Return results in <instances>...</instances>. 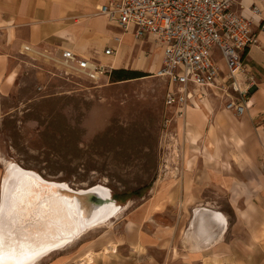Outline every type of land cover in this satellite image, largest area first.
I'll use <instances>...</instances> for the list:
<instances>
[{"label": "crops", "instance_id": "obj_1", "mask_svg": "<svg viewBox=\"0 0 264 264\" xmlns=\"http://www.w3.org/2000/svg\"><path fill=\"white\" fill-rule=\"evenodd\" d=\"M107 1L0 0V34L7 46L0 52V101L26 83L30 63L22 57L63 66V49L112 70L151 68L155 76L162 47L97 13ZM243 4V14L252 17L250 1ZM259 6L252 25L258 42L247 55L257 86L245 112L237 115L221 94L209 91L208 99L176 115L171 149L177 151L163 156L158 180L137 210L141 216L124 222L121 234L98 236L76 249V264H264V0ZM107 47L117 52L106 55ZM114 56L121 59L111 66ZM109 242L116 244L114 252L106 250ZM87 252L90 263L82 260Z\"/></svg>", "mask_w": 264, "mask_h": 264}, {"label": "rangeland", "instance_id": "obj_2", "mask_svg": "<svg viewBox=\"0 0 264 264\" xmlns=\"http://www.w3.org/2000/svg\"><path fill=\"white\" fill-rule=\"evenodd\" d=\"M22 58L30 63L26 83L0 101V157L74 189L102 184L126 206L112 227L90 230L37 263L76 264V249L98 236L121 234L141 216L137 210L176 136L175 122L164 126L167 82L153 76L151 68L139 79L114 80L108 72L91 80L39 57ZM4 168L0 158L1 175Z\"/></svg>", "mask_w": 264, "mask_h": 264}, {"label": "built area", "instance_id": "obj_3", "mask_svg": "<svg viewBox=\"0 0 264 264\" xmlns=\"http://www.w3.org/2000/svg\"><path fill=\"white\" fill-rule=\"evenodd\" d=\"M243 1L109 0L96 7L97 13L123 31L133 29L136 39L162 47V64L154 75L167 82L165 127L197 99H208L209 91L221 94L225 107L237 115L247 109L257 86L247 55L258 42L252 25L254 16L261 13V0H249L252 17L243 14ZM116 52L114 47L105 49L106 55ZM62 57L64 67L91 80L112 72V67L72 49H63Z\"/></svg>", "mask_w": 264, "mask_h": 264}, {"label": "bare ground", "instance_id": "obj_4", "mask_svg": "<svg viewBox=\"0 0 264 264\" xmlns=\"http://www.w3.org/2000/svg\"><path fill=\"white\" fill-rule=\"evenodd\" d=\"M119 59L121 58L114 56L110 62L111 66L115 65ZM98 62L103 64L101 61ZM171 151L174 154L177 150L173 147ZM0 158L5 162V168L0 178V206L3 207L6 214L11 212V215L5 220L4 225L6 236L4 264H17L15 259L9 258V245H11L12 249H15L19 245L20 248L27 251L30 257H38L24 260L23 264H37L52 252L62 250L68 244L80 239L90 230L103 226L112 227L113 219L126 209V206L119 205L114 200L110 189L102 184L89 188L74 189L65 182L48 180L40 173L24 168L13 160H7L4 157ZM27 176L36 180L40 179L41 183L45 180L53 181V183H58L59 187H61V192L54 193V196L50 198L46 193L44 198L45 204H41L40 208L36 207L37 209H34L37 214V218H34V221L31 218L30 220H26V217H29L27 214L24 215V210L27 207L25 206L23 209L17 203V201L21 202L24 199L22 193L18 195L19 191L15 190V187L19 181L27 183ZM86 191H95L108 200L102 206H95L93 204L84 206L83 203L79 202L76 193ZM14 193L16 194L15 196ZM198 224L200 223L198 222ZM200 233L203 234V232ZM194 234L192 233V235ZM186 241L192 242L191 235ZM109 244L106 250L114 252L117 249L116 244L112 242H109ZM192 247L195 248L198 245L194 247V243H192ZM91 260L92 257L90 255L84 258V262L86 263L91 262Z\"/></svg>", "mask_w": 264, "mask_h": 264}, {"label": "water", "instance_id": "obj_5", "mask_svg": "<svg viewBox=\"0 0 264 264\" xmlns=\"http://www.w3.org/2000/svg\"><path fill=\"white\" fill-rule=\"evenodd\" d=\"M28 182H21L19 181L15 187V190H18V195L23 194L22 197L24 201L18 202L20 206L24 209L26 206L27 209L24 210V215H28L26 220H33L37 218V214L35 213L34 209L37 207L40 208V205L45 204V196L50 198L54 196L53 194L56 192H61V187H59L58 183H53V181H42L33 179L30 176H27ZM29 191V192H28ZM28 192V193H27ZM76 197L79 199V202L85 206H89V204H93L95 206H102L106 203L108 199L101 196L99 193L95 191H86L83 193H76ZM1 202V200H0ZM36 208V209H37ZM33 210V211H32ZM19 213L21 214L20 210Z\"/></svg>", "mask_w": 264, "mask_h": 264}, {"label": "snow or ice", "instance_id": "obj_6", "mask_svg": "<svg viewBox=\"0 0 264 264\" xmlns=\"http://www.w3.org/2000/svg\"><path fill=\"white\" fill-rule=\"evenodd\" d=\"M16 194L14 193V196ZM11 215V212L5 213L2 206H0V264H4L5 260V247H6V236L4 231L5 220L8 216ZM15 223V222H13ZM10 251L9 258H13L17 261V264H23L24 260L33 259L38 257H30L27 251L23 248H20L19 245L15 249H12L11 245L8 246Z\"/></svg>", "mask_w": 264, "mask_h": 264}, {"label": "trees", "instance_id": "obj_7", "mask_svg": "<svg viewBox=\"0 0 264 264\" xmlns=\"http://www.w3.org/2000/svg\"><path fill=\"white\" fill-rule=\"evenodd\" d=\"M112 75L114 80H124V79H131L136 77H143L148 75V73L140 72V71H129L126 69H113Z\"/></svg>", "mask_w": 264, "mask_h": 264}]
</instances>
